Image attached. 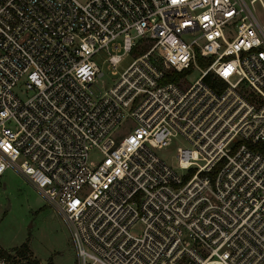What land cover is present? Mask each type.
I'll use <instances>...</instances> for the list:
<instances>
[{"label":"built area","instance_id":"obj_1","mask_svg":"<svg viewBox=\"0 0 264 264\" xmlns=\"http://www.w3.org/2000/svg\"><path fill=\"white\" fill-rule=\"evenodd\" d=\"M6 168L75 264H264V0H0Z\"/></svg>","mask_w":264,"mask_h":264},{"label":"rangeland","instance_id":"obj_2","mask_svg":"<svg viewBox=\"0 0 264 264\" xmlns=\"http://www.w3.org/2000/svg\"><path fill=\"white\" fill-rule=\"evenodd\" d=\"M131 59L130 55L124 56L117 70L121 71ZM197 75L194 69L187 80L192 81ZM110 80L104 77L103 83L108 84ZM97 84L101 87L102 82ZM177 144L186 145L184 141ZM158 153L176 165L173 145ZM23 243L27 250L21 255L22 259H35L38 264H75L69 230L61 214L23 176L6 168L0 174V246L5 250H18Z\"/></svg>","mask_w":264,"mask_h":264},{"label":"trees","instance_id":"obj_3","mask_svg":"<svg viewBox=\"0 0 264 264\" xmlns=\"http://www.w3.org/2000/svg\"><path fill=\"white\" fill-rule=\"evenodd\" d=\"M27 250V246L25 243L21 244L19 247H18V251L19 253L22 255H24V252ZM19 264H38V262L35 260V259H31V258H26L24 260V262L22 263H19Z\"/></svg>","mask_w":264,"mask_h":264}]
</instances>
